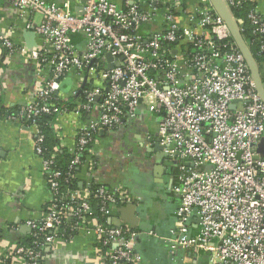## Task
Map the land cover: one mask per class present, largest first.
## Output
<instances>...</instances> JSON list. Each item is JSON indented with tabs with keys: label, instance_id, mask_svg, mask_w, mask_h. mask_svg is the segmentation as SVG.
I'll return each instance as SVG.
<instances>
[{
	"label": "built area",
	"instance_id": "built-area-1",
	"mask_svg": "<svg viewBox=\"0 0 264 264\" xmlns=\"http://www.w3.org/2000/svg\"><path fill=\"white\" fill-rule=\"evenodd\" d=\"M223 1L242 36L246 21L253 25L254 39L246 41L249 48L253 43L264 52V18L257 13L264 0ZM8 2L41 16L38 24L27 27L43 44L30 53L8 38L1 45L51 70L33 101L5 117L35 127L36 152L52 194L45 217L28 223L32 246H18L12 260L40 264L45 248L68 233L84 231L96 239L94 264L142 263L136 251L138 234L111 220L115 208L132 200L128 193L121 187L92 189L91 182L84 191L71 189L68 174L63 186L56 156H45V135L37 123L43 115H61L69 107L79 114L97 110L98 119L78 133L72 161V167L93 169L96 133L135 118L143 105L160 116L157 137L162 152L178 164V184L172 188L179 199L176 221L163 238L171 252L179 247L202 250L209 264H264V158L258 153L264 139V101L212 1L86 0L81 14L69 3ZM245 4L252 7L247 18L235 17L233 8ZM75 34L82 36L84 52ZM73 71L95 76L100 84L87 90L79 85L74 101L58 109L56 93ZM92 200L100 216L91 215ZM147 235L158 236L155 231Z\"/></svg>",
	"mask_w": 264,
	"mask_h": 264
},
{
	"label": "crops",
	"instance_id": "crops-1",
	"mask_svg": "<svg viewBox=\"0 0 264 264\" xmlns=\"http://www.w3.org/2000/svg\"><path fill=\"white\" fill-rule=\"evenodd\" d=\"M85 1L48 0L59 5L69 3L77 13ZM257 13L264 18V1L259 3ZM40 21L39 14L20 11L8 0H0V264H24L12 260L14 249L31 240L32 229L28 223L44 218L52 201L48 174L35 148V127L2 118L9 109H18L33 101L51 74L48 66L39 68L30 56L10 54L1 45L8 38L27 53L40 49L41 36L36 34L35 48L31 50L24 37L28 24ZM73 39L84 52L82 36L75 34ZM99 84L95 76L82 77L71 72L61 81L56 93L63 103L59 109L66 102L74 101L72 94L79 85L92 89ZM98 117L97 110L79 114L70 108L67 113L56 115L53 131L59 147L72 153L80 129ZM159 121L160 116L141 105L135 118L124 119L114 130H99L91 146L95 166L93 169L81 167L79 190H86L91 182L106 188L121 187L128 193L132 200L115 208L111 220L130 226L138 234L136 251L141 256V264H209L206 252L179 247L172 253L163 239L176 221L179 199L172 188L178 184V164L171 162L158 145ZM149 231H155L158 236L147 235ZM96 247L93 235L84 231L68 233L66 239L42 251L40 264H94Z\"/></svg>",
	"mask_w": 264,
	"mask_h": 264
},
{
	"label": "trees",
	"instance_id": "trees-1",
	"mask_svg": "<svg viewBox=\"0 0 264 264\" xmlns=\"http://www.w3.org/2000/svg\"><path fill=\"white\" fill-rule=\"evenodd\" d=\"M252 9V7L250 6V4H245L243 7L240 8H233V14L235 17L237 18H247L248 13L250 12V10ZM253 25L251 23H249V21H246V29L243 32V38L246 41H253L254 36L252 34V27ZM250 45V49L254 55V58L260 68L261 71V76H262V82L264 85V52H260L259 51V47L257 45L249 44ZM86 90L88 89L85 88ZM57 98V96H55ZM55 103L57 104V108H61L63 103H60V101L55 100ZM21 108V107H20ZM20 108L18 109H9V111H6L5 113H3V117L5 118L7 115L9 114H16L19 112ZM70 109H73V107H69ZM55 117L56 115H43L41 118H39L38 120V128L41 130V132L45 135V141L43 143V148L45 150V156L46 157H53L56 156V164L55 167L58 168L62 173H63V177L61 178V183L64 186L65 182V178L68 175H71V179L69 181L68 186L71 189H80L79 184H80V179L78 178V174L81 172V168L80 167H72V161L74 159V153H70L67 150H63L59 147V140L56 138L55 133L53 131V123L55 122ZM98 133V132H97ZM96 133V134H97ZM88 154V152L86 151L85 154L83 155V159L84 157ZM97 187V185L92 186V189H95ZM92 205H93V213H91V215L93 216H100V213L98 212L99 210V206L97 201L92 200ZM104 219H101V221ZM105 222V220H104ZM27 246H32V240H30L27 243Z\"/></svg>",
	"mask_w": 264,
	"mask_h": 264
},
{
	"label": "water",
	"instance_id": "water-1",
	"mask_svg": "<svg viewBox=\"0 0 264 264\" xmlns=\"http://www.w3.org/2000/svg\"><path fill=\"white\" fill-rule=\"evenodd\" d=\"M213 5L215 6V9L217 10V12L222 16V18L225 20L230 33H231V37L233 39V41L235 42L237 48L239 49V51L243 54L246 63L249 67V70L251 72V75L253 77V80L255 82L257 91L260 95V97L262 98V100L264 101V85L262 82V77H261V71L260 68L254 58V55L251 51V49L249 48V46L247 45L245 39L243 38L238 24L235 21L232 13L230 12V10L227 8V6L225 5L223 0H211ZM81 14V12H80ZM24 37L27 41V47L28 49H34L35 48V37H36V33L34 32V30L31 29H27L24 32ZM106 59L109 61L113 60V57L111 56V54H107L106 55ZM232 108H235V105L232 106ZM102 131H104V129H102ZM158 141V145L160 146L159 143V139H157ZM161 147V146H160ZM162 150V147H161ZM258 153L261 157L264 158V139L260 142L259 147H258ZM132 208L136 209V207L134 205H131ZM117 224H120V221L117 222Z\"/></svg>",
	"mask_w": 264,
	"mask_h": 264
}]
</instances>
